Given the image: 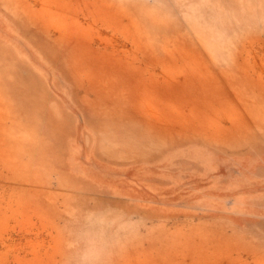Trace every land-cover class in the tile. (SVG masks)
I'll return each mask as SVG.
<instances>
[{
    "label": "rangeland",
    "instance_id": "rangeland-1",
    "mask_svg": "<svg viewBox=\"0 0 264 264\" xmlns=\"http://www.w3.org/2000/svg\"><path fill=\"white\" fill-rule=\"evenodd\" d=\"M0 264H264V0H0Z\"/></svg>",
    "mask_w": 264,
    "mask_h": 264
}]
</instances>
